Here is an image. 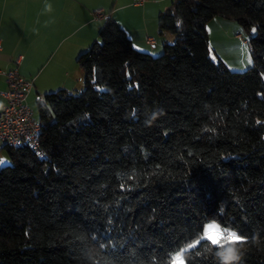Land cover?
Returning <instances> with one entry per match:
<instances>
[{"label": "trees", "instance_id": "1", "mask_svg": "<svg viewBox=\"0 0 264 264\" xmlns=\"http://www.w3.org/2000/svg\"><path fill=\"white\" fill-rule=\"evenodd\" d=\"M235 21L252 67L214 59L207 24ZM163 53L107 17L81 53L83 88L38 100L41 154L5 145L0 264H169L208 223L242 239L186 264H264V0H173ZM255 29V31H253Z\"/></svg>", "mask_w": 264, "mask_h": 264}, {"label": "crops", "instance_id": "2", "mask_svg": "<svg viewBox=\"0 0 264 264\" xmlns=\"http://www.w3.org/2000/svg\"><path fill=\"white\" fill-rule=\"evenodd\" d=\"M172 1L147 0L135 6L133 0H0V112L6 103V75L12 69L33 81L27 99L60 89L80 91L83 71L77 58L99 39L107 17L125 29L137 50L157 55L174 40L171 34L162 35L158 26L159 14ZM96 11L101 16L95 17ZM227 27L238 31L227 19L213 18L207 25L209 37L211 29H220L231 39Z\"/></svg>", "mask_w": 264, "mask_h": 264}, {"label": "built area", "instance_id": "3", "mask_svg": "<svg viewBox=\"0 0 264 264\" xmlns=\"http://www.w3.org/2000/svg\"><path fill=\"white\" fill-rule=\"evenodd\" d=\"M146 2L147 0H133L135 6H142ZM99 16L100 11H96L95 17ZM6 77L8 90L3 94L6 103L0 112V152L5 145H27L41 154L39 137L42 126L38 114L27 104V97L34 86L33 81L22 78L17 69L10 70ZM38 100L44 103L43 96Z\"/></svg>", "mask_w": 264, "mask_h": 264}, {"label": "rangeland", "instance_id": "4", "mask_svg": "<svg viewBox=\"0 0 264 264\" xmlns=\"http://www.w3.org/2000/svg\"><path fill=\"white\" fill-rule=\"evenodd\" d=\"M227 23H232V25H236L238 31H235L234 29H230L227 27V29H225V33L226 34L230 33V36H231L230 37L231 39L227 40L226 38L223 37L222 34L218 32L220 29L216 32L211 29L210 30L211 37H209V44H210L211 50L213 51L212 56L214 59L220 58L226 64H229L227 66L231 70L242 72L252 67L251 51L246 42L247 40L246 35L243 33L241 27L235 21H232V20H227ZM236 34H239L240 37H237ZM162 53H163V50L155 56H159ZM38 98L39 97H37L36 95H32L27 99V104L29 105V107H31V109L35 113L38 112V101H37ZM0 160L3 161V163H0L1 166L10 164L11 162L5 151H3L0 154ZM213 224L218 225L215 222H211L205 226V229L209 225H213ZM220 230L223 232L221 228ZM227 241L228 240L226 239H221L218 241L216 245L223 244ZM192 244H195V246L198 245V243L196 242Z\"/></svg>", "mask_w": 264, "mask_h": 264}, {"label": "snow or ice", "instance_id": "5", "mask_svg": "<svg viewBox=\"0 0 264 264\" xmlns=\"http://www.w3.org/2000/svg\"><path fill=\"white\" fill-rule=\"evenodd\" d=\"M255 31V29H253ZM0 163H3L2 160H0ZM207 239L212 244H217L219 240L226 239L228 241L232 242H238L242 238L239 237L234 232H228L227 230H224L223 232L220 230L218 225H209L206 229L204 234L201 237H198L196 243H199L200 240ZM195 244H190L188 246H185V249L178 250L173 256L170 257L169 264H185L184 257L188 255V249L194 248ZM230 249V248H229Z\"/></svg>", "mask_w": 264, "mask_h": 264}, {"label": "clouds", "instance_id": "6", "mask_svg": "<svg viewBox=\"0 0 264 264\" xmlns=\"http://www.w3.org/2000/svg\"><path fill=\"white\" fill-rule=\"evenodd\" d=\"M216 255L221 257L225 264H227V262L230 260H239L241 254L234 252L233 249L230 248L223 252H217Z\"/></svg>", "mask_w": 264, "mask_h": 264}]
</instances>
